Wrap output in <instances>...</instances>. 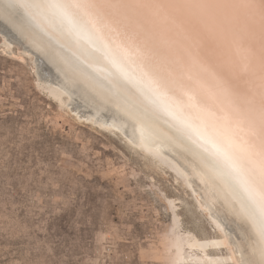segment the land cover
Masks as SVG:
<instances>
[{"label": "rangeland", "instance_id": "obj_1", "mask_svg": "<svg viewBox=\"0 0 264 264\" xmlns=\"http://www.w3.org/2000/svg\"><path fill=\"white\" fill-rule=\"evenodd\" d=\"M10 1L0 0V264H250L223 208L210 210L153 146L100 122L117 114L111 98L57 58L94 73Z\"/></svg>", "mask_w": 264, "mask_h": 264}, {"label": "bare ground", "instance_id": "obj_2", "mask_svg": "<svg viewBox=\"0 0 264 264\" xmlns=\"http://www.w3.org/2000/svg\"><path fill=\"white\" fill-rule=\"evenodd\" d=\"M15 1L94 73L47 54L111 98L120 114L99 121L192 175L210 210L231 218L232 236L244 234L250 264H264V0Z\"/></svg>", "mask_w": 264, "mask_h": 264}]
</instances>
